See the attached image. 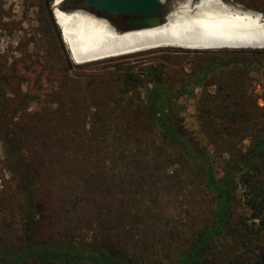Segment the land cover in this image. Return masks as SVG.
Masks as SVG:
<instances>
[{
    "label": "rangeland",
    "instance_id": "1",
    "mask_svg": "<svg viewBox=\"0 0 264 264\" xmlns=\"http://www.w3.org/2000/svg\"><path fill=\"white\" fill-rule=\"evenodd\" d=\"M224 1L264 16V0ZM47 2L0 0V247L16 246L23 229V183L10 160L18 152L36 173V237L112 240L127 248L135 264H167L208 224L212 202L197 166L180 163L177 149L152 128L145 88L127 74L136 78L156 69V78L176 96L175 116L198 143L215 151L222 174L264 136V49H162L75 64L54 17L57 28L51 24L53 2ZM173 2L165 0V8ZM66 7L93 9L85 0H69ZM232 57L257 62L251 69H212ZM229 79L238 82L226 98L234 90ZM187 83V93L177 96ZM230 110L245 123L243 133L224 131ZM244 192L239 188L235 229L222 244V258L256 230Z\"/></svg>",
    "mask_w": 264,
    "mask_h": 264
},
{
    "label": "trees",
    "instance_id": "2",
    "mask_svg": "<svg viewBox=\"0 0 264 264\" xmlns=\"http://www.w3.org/2000/svg\"><path fill=\"white\" fill-rule=\"evenodd\" d=\"M49 14L51 24L56 29L51 11ZM57 40L64 49L59 31H57ZM232 52L239 53V51ZM256 62L252 60L248 63L240 58L232 57L225 62H220L212 69L214 71L229 70L235 69L238 65H241L239 70L251 69ZM66 65L68 68L72 66L69 58L66 59ZM135 76L136 78L133 73L127 74V79L129 81L139 79V84L145 88L148 97L147 106L152 117V128L164 142L177 149L176 159L180 163H191L197 166L200 186L212 202L213 212L208 224L197 230L191 241L180 245L178 250L171 254L170 262L167 264H220L219 261L224 264H264V136L257 140L258 142L255 140V145L238 156L233 166L225 167L221 174L217 171L219 168L217 164L222 160L216 157L215 151L209 152L207 147L198 143L190 128L175 116L172 103L176 96L171 94L169 86L156 78V69L149 68ZM231 80H227V83L234 90L229 91L226 98L230 97L231 92L236 93L234 85L238 80L233 79L235 81L233 84ZM191 85L192 83L185 84L177 96L187 93ZM230 111L232 118L228 119L229 126L224 131L236 135L243 133L246 130L245 123L237 122L238 114L234 110ZM199 129L205 137L210 136L205 127L201 126ZM255 131L258 130L255 129ZM10 160L12 173L18 175L23 183L20 186L25 194L21 205L23 229L16 246L0 247V264H135L127 248L112 240L101 244L96 240L77 243L51 234L36 237L34 230L35 224L38 223V213L33 211L35 206L41 204L34 201L35 170L21 153L12 154ZM241 187L245 189L244 196L250 212L249 219L256 225V230L241 238L237 237L239 239L231 254L222 258L221 254L226 248L222 244L224 240L231 237L235 229L234 204ZM250 233L253 237L251 239L248 238ZM245 248L247 249L244 250Z\"/></svg>",
    "mask_w": 264,
    "mask_h": 264
},
{
    "label": "bare ground",
    "instance_id": "3",
    "mask_svg": "<svg viewBox=\"0 0 264 264\" xmlns=\"http://www.w3.org/2000/svg\"><path fill=\"white\" fill-rule=\"evenodd\" d=\"M66 1L54 0L53 14L75 64L162 49H264V16L224 0H173L162 24L128 31L86 11L62 10Z\"/></svg>",
    "mask_w": 264,
    "mask_h": 264
},
{
    "label": "water",
    "instance_id": "4",
    "mask_svg": "<svg viewBox=\"0 0 264 264\" xmlns=\"http://www.w3.org/2000/svg\"><path fill=\"white\" fill-rule=\"evenodd\" d=\"M52 2L53 7L54 0ZM47 3L49 4V2ZM85 4L107 14L129 16V25L125 28H119V31L149 28L162 24L166 11L165 0H85ZM62 10L67 12L84 11L78 7H66L62 8ZM53 12L52 10L51 14L54 17ZM88 12L91 13L90 11Z\"/></svg>",
    "mask_w": 264,
    "mask_h": 264
},
{
    "label": "flooded vegetation",
    "instance_id": "5",
    "mask_svg": "<svg viewBox=\"0 0 264 264\" xmlns=\"http://www.w3.org/2000/svg\"><path fill=\"white\" fill-rule=\"evenodd\" d=\"M92 13L97 14L99 17H105L107 20H109L112 24L119 28H125L130 23V17L125 15H119V18H114L113 14H107L104 11H98L97 9H89Z\"/></svg>",
    "mask_w": 264,
    "mask_h": 264
}]
</instances>
